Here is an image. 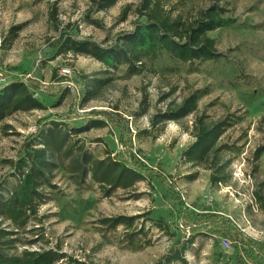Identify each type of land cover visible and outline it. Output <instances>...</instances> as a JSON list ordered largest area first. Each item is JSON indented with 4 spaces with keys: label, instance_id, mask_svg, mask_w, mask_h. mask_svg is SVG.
Wrapping results in <instances>:
<instances>
[{
    "label": "rangeland",
    "instance_id": "obj_1",
    "mask_svg": "<svg viewBox=\"0 0 264 264\" xmlns=\"http://www.w3.org/2000/svg\"><path fill=\"white\" fill-rule=\"evenodd\" d=\"M140 2L118 0L98 10L90 0H0V84L21 80L45 105L0 119V193L7 197L18 181L5 161L16 160L26 137L51 121L80 126L104 120L105 126L73 140L97 157L120 150L147 171L132 187L106 194L89 177L74 183L58 165L40 188L35 213L15 232L10 252L53 248L90 264H152L194 233L183 253L187 264H237L235 246L248 264H264V253L250 241L264 242V151L256 156L264 146V0H162L172 16L184 21L215 2L226 9L233 22L208 32L219 52L211 60L184 62L163 53L131 73L126 64L108 67L67 49V39L115 45L136 21H145L135 11ZM94 77L108 80L94 98L82 102L81 90ZM193 91L200 93L195 111L180 121L150 123L170 101L179 103ZM143 99L148 103L144 111ZM199 116L207 123H229L216 140L220 163L227 162L221 174L225 181L211 183L214 169L183 155L194 141ZM153 172H162L170 187ZM119 214L139 217L131 227L100 222ZM8 223L3 225L11 228ZM248 247L253 254L248 255Z\"/></svg>",
    "mask_w": 264,
    "mask_h": 264
},
{
    "label": "trees",
    "instance_id": "obj_2",
    "mask_svg": "<svg viewBox=\"0 0 264 264\" xmlns=\"http://www.w3.org/2000/svg\"><path fill=\"white\" fill-rule=\"evenodd\" d=\"M90 1L98 10H105L118 0ZM128 8V5L123 8L120 20L125 18ZM225 10L215 2L199 10L193 20L184 21L172 16L164 7L162 0H141L135 11L144 16L145 21H136L134 28L121 34L115 45L103 46L87 39H67V49L75 54L89 55L108 67L126 64L131 73L138 72L145 59H156L163 53L184 62L211 60L218 57L219 52L214 38L208 32L233 22L231 17L224 15ZM54 14L52 10L51 18H54ZM107 80V77L91 79L81 90V101L94 98L98 88L106 84ZM199 97L200 93L193 91L179 103L170 101L164 110L151 116L150 123L157 125L167 120L180 121L196 110ZM143 102L144 111L148 103L145 99ZM44 106L41 100L32 95L23 81L11 80L6 84H0V119L13 111L42 109ZM203 117L199 116L195 119L194 141L188 145L183 155L187 161L204 163L205 168H213L214 173L210 175L211 183L225 181L221 174L227 162L220 163V147L216 146V140L229 123L225 121L207 123ZM105 124L102 119H89L80 126L59 121H51L47 127L39 124L26 137L22 154L16 160L5 161L11 164L13 174L18 176V181L7 197L0 193V264H54L64 257H66L65 264H90L53 248H24L19 253H11L10 250L16 242L15 232L23 228L29 217L35 213L41 199L40 188L49 184L50 176L58 165L63 166L74 183L82 184L89 177L96 181L106 194L116 188H130L134 183L145 178L146 169L125 158L122 151L97 157L72 138L73 135L93 127H103ZM127 142L130 146V139ZM262 151L264 146L256 150V156ZM151 174L162 184L170 187L167 177L162 172ZM212 216L214 215H208L210 221L215 223ZM137 217L139 215L119 214L103 217L100 222L109 228H114L118 224L131 227ZM6 221L11 228L3 225ZM156 224L163 226L162 219H157ZM229 225L234 227V224L229 223ZM194 237V233L191 234L185 245L161 256L152 264H170L174 261L187 264L183 253L194 241ZM250 241L257 244L258 250L264 253V242ZM239 252L235 246L234 256L237 264H248ZM246 252L248 255L253 254L252 247H248Z\"/></svg>",
    "mask_w": 264,
    "mask_h": 264
},
{
    "label": "built area",
    "instance_id": "obj_3",
    "mask_svg": "<svg viewBox=\"0 0 264 264\" xmlns=\"http://www.w3.org/2000/svg\"><path fill=\"white\" fill-rule=\"evenodd\" d=\"M63 73L64 74H68L69 73V69H63ZM222 244L224 245V247H228L229 246V241L227 240V238H222Z\"/></svg>",
    "mask_w": 264,
    "mask_h": 264
}]
</instances>
